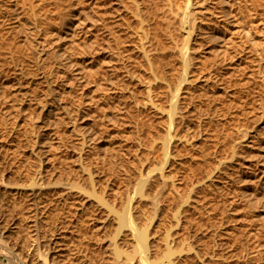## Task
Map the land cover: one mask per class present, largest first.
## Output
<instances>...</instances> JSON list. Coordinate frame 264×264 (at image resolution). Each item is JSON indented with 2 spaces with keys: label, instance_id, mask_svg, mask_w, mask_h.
I'll return each mask as SVG.
<instances>
[{
  "label": "rangeland",
  "instance_id": "rangeland-1",
  "mask_svg": "<svg viewBox=\"0 0 264 264\" xmlns=\"http://www.w3.org/2000/svg\"><path fill=\"white\" fill-rule=\"evenodd\" d=\"M232 1L194 0L192 6L193 9L200 10L198 15L202 20L195 41L200 44L197 55L199 67L196 69L198 77L193 78V85L188 91L189 95L187 93L190 98L188 107L191 110L186 114L187 122L181 121L177 124L181 133L187 135L188 140L180 139L175 143L173 150L176 154L175 169L171 174L177 178L182 173L186 174L185 176L193 174L183 178V181H177L181 192L185 194L190 188V179L199 178L198 181L203 179V182L196 184L197 181L196 188L190 192L194 209L190 205L184 206L187 218L191 217L193 221L199 222L197 224V221H194L193 224L192 221L186 234V231L183 232L185 228L177 229L178 236L183 233V236L197 237L236 236L237 233L248 229L250 225L264 226V216H262L264 215V0H235L234 3ZM15 2L16 0H0V37H6L5 41L0 40V91H3V87L7 85L8 95L14 93L10 102L5 98L0 99V177L3 175L5 181H19L20 172L17 169L19 170L21 165L27 163L26 160L35 159L33 150L42 153L44 163L49 168L52 164L56 167L60 166L65 153H69V158L65 159L68 163L65 162L64 165L67 168L71 164L74 166L76 160L73 163L71 161L77 152H81L80 149L84 154L88 150L89 153L87 151L86 154H90L89 157L93 161L95 155L107 157L108 154V158L112 155L114 159L112 157L109 161L107 159L109 166L106 164V167L101 168L102 171L100 169L98 171L102 172V176L105 173V177L107 176L111 181V189L107 195L109 201L121 208L128 195L134 190L141 164L156 161L151 154L149 158L144 154L147 149L145 145L142 146L144 153L142 152L141 159L134 154L138 126L143 125L141 126L143 136H148L152 131L154 139L161 141L167 124L164 111H154L146 105L144 107L143 101L147 97L144 81L151 78L148 70L142 66L145 71H139L133 67L134 65H129L130 68L135 69L132 72L133 76L124 75L122 79L128 87L125 86L124 90L116 89V92L111 91L113 94L119 93L112 99L108 98L103 91L95 89L92 71L101 63V60L100 57L93 59L89 52L91 50L89 44L91 45V38L93 39L89 13L92 0H70L72 4L70 10L75 15L73 17L66 15V19L72 20L73 31L70 32L73 35L70 40L78 42L69 59L75 60V64L79 63L72 68L67 64L62 65L61 68L57 67L54 59L43 60L45 61L43 65L40 64V58L44 59L50 49L52 52L60 40L54 37L49 43V37L44 35V32L34 36L35 30H30V21L20 23L24 15H20L19 6L18 9L13 10ZM53 8L54 5L48 0L44 3L46 12ZM233 8H235L234 11L229 12ZM77 10H83L87 15L89 13V16ZM46 16L47 20L48 17L54 20L52 15ZM97 40L100 44H104L106 41L104 33L97 32ZM60 44V49L62 46V49L66 50L67 44L63 42V39ZM11 52L15 56L19 54V57L11 61L6 55V53L12 54ZM43 71L46 76H42ZM85 71L88 72L87 76ZM17 72L20 74L15 75ZM66 74L69 78H63ZM140 78L144 81L138 80ZM9 80L11 83L8 85ZM100 82L105 81L101 79ZM48 86L55 90H47ZM158 90L155 93L161 94L157 98L160 104L165 106L167 88L160 85ZM57 92L60 94L58 97L62 103L61 106H70L69 109H72V114L77 118L76 128L82 129L86 135L88 134V138L90 136L89 145H87L88 142L84 146L80 144L81 132L77 129L73 130V123L67 119V115L65 116L60 103L57 99L52 100L55 96L57 98ZM36 97L40 101L45 100L47 105L54 108L53 112H45L43 119L38 117L41 112L37 108L39 106L35 105ZM69 103H72V106ZM110 104L115 107L111 108ZM102 113H107L111 118L102 117ZM62 116H65V119L59 122L57 118ZM52 119L55 121L53 122ZM92 146L95 148L92 149ZM86 147H90L91 150ZM92 159H90L91 162H93ZM215 165L219 168L212 170V178L207 177L210 166ZM57 176L58 173L55 177ZM85 185L88 186V184ZM9 186L12 191L16 190L14 186ZM3 191L4 188L0 187V197L4 196ZM254 197L261 201L255 202V205L249 208L247 203L249 199H255ZM84 202L87 204L85 217L82 216L79 220L74 219L73 223L82 226L85 239L82 237L81 241H84L81 243L77 238H73V241L84 248L86 244L94 243L96 241L94 237L99 236L106 245L110 236L116 232L117 221L114 215L99 211V206L92 203L91 198H84ZM143 202L142 209L150 210V204L147 201ZM172 204L167 203L168 207H164V211L159 213V218L153 219L149 228L150 236H163L166 228L170 225L175 227L172 211L169 209H173V206L175 208V203ZM90 217L93 218V222H85ZM143 217L141 213L139 216L141 225L145 221ZM160 218L162 223L158 222ZM10 222L9 217H6L1 226L6 227L5 237L13 243L16 236L12 232L11 225L8 226ZM69 231L67 230L65 234L70 235ZM262 234L264 235V231ZM50 236L49 238L59 239L62 242L68 240L67 236L62 237L58 233ZM70 236H73V233ZM47 238L45 236V239ZM199 241L196 243L197 247L202 243L203 237H200ZM60 246L61 248H56L64 249L63 245ZM91 246V255H97L95 245ZM1 252L0 263L12 264ZM101 254L107 258L110 254L108 247ZM185 263L187 264V260Z\"/></svg>",
  "mask_w": 264,
  "mask_h": 264
},
{
  "label": "bare ground",
  "instance_id": "bare-ground-1",
  "mask_svg": "<svg viewBox=\"0 0 264 264\" xmlns=\"http://www.w3.org/2000/svg\"><path fill=\"white\" fill-rule=\"evenodd\" d=\"M46 1L20 0L19 2V0H16L13 4V10L18 9V6L20 7L21 11L19 13L24 15L20 23L23 24L26 20L30 21L29 24L32 27V29L30 27V30H35L34 36L38 35L39 32H44V35L49 37V43L55 37L60 41L63 39V42L65 41V44H67L65 45L66 50L62 49V46L60 49L61 44L58 41L56 48L52 52L50 49L44 59L40 58V64L43 65L45 62L43 60L54 59L55 66L61 68L62 65L66 66L67 64L68 67L72 68L79 63L76 61L77 63L75 64V60L69 59L70 55L74 53L72 50L78 44V42H74L75 40H70L73 35L71 34L73 31L72 20L70 18L66 19V15H71L72 17L75 15L70 10L72 4L70 0H48L54 5V8L46 12L44 10ZM232 2L234 3L235 0ZM193 5L194 0H92L91 8L89 7L91 12L87 11L90 13V30H92L93 35V39L91 38L92 42L90 41L91 45L89 44L91 48L89 52L92 56H89L93 59L100 57L101 60V63L96 65L92 71L95 89L103 91L105 95H108V98L111 97L112 99L119 93L113 94L111 91L124 90L126 86L124 84L125 80H122L124 75L126 77L133 76L132 72L135 69L145 71L142 66L148 70L151 76L150 80L138 79L141 82L144 81V89L147 95L146 100L143 101L144 107L146 105L153 108L154 111H164L167 124L165 125V132L160 139L161 141L154 139L152 131L149 132V135L147 134L148 136H143L141 127L143 125L138 126L135 149L133 150H135L134 154L141 159L142 146L145 145L147 149L143 153L148 158L151 154V157L156 161L150 164H141V169L138 172L139 178L132 194H129L122 207L118 208L107 197L111 189V181L107 176L105 177V173L103 175L105 178H103L102 172L98 171L106 167L107 159L109 161L112 155H110V158H108V154L107 157H103L100 154L99 157L95 155L93 161L89 157L90 154H86L88 150L84 154L82 149H80L79 151L81 152H77L71 161L73 163L76 160L74 166L71 164L67 168L64 164L68 163V160L65 161V159L69 158V153L66 154L64 150L65 154L60 166L56 167L55 164H52L49 168L44 163V158L41 156L42 153L33 150L35 159L26 160L28 162L21 165L19 170L17 169L20 172L19 181H5L3 175L0 177V187L4 188V193L2 194L4 196L0 197V238L2 248L0 251L4 253L10 263L186 264L185 260H187V264H264V235L262 234L264 226L250 225L248 229L242 233H237L236 236L197 237L183 236L184 233L177 235V229L182 228L183 230L185 228L183 230L185 232L190 224H194L195 220L193 221V218H187L184 206L190 205L194 209L195 206L191 202L190 192L196 188L195 183L199 179L197 177L195 180H191L190 178L192 177L189 178L190 188L188 193L185 194L181 192L180 184L177 181H183V178L193 174L185 176L186 174L183 175L182 173L178 178L171 174L175 169L174 162L176 161V154L173 152L174 145L180 139L188 140L187 135L181 133L177 124L181 121L183 123L187 122L186 114L191 112L188 107V99L190 98L187 93L189 95L188 91L193 85V78L198 77L196 69L199 67L197 55L200 44L195 43V41L202 25V20L198 15L200 10L193 9ZM234 9L229 10V12L234 11ZM81 12L85 11L82 10ZM46 13L49 16L52 15L54 20H51L50 17L47 20ZM89 13L88 15L86 13V15L89 16ZM82 16L84 15L82 14ZM99 30L104 33L106 40L104 44H100L97 40V32H100ZM5 38V36H2L0 40L3 42ZM24 38L27 40L25 36ZM6 55L11 61L19 57V54L15 56L13 53H6ZM132 59L133 61H131ZM129 65H134L135 69L130 68ZM18 74L20 73H15V75ZM62 74H64L63 71ZM85 74L87 76L88 72L85 71ZM134 75L136 76V74ZM42 76H46L44 71ZM14 78L16 79V77ZM63 78H69L68 74ZM101 79L106 83L100 82ZM10 83L11 81L9 80L8 85ZM160 85H164V88H167L165 106L160 104L157 98L161 93L159 92V95L155 93L160 88ZM6 86L3 87V91H0V99L5 98L10 102L14 93L8 95L9 92L7 93ZM117 86L120 87L118 88ZM157 87L159 88L157 89ZM47 90L52 91L55 89L48 86ZM56 95L57 98L55 96L52 100L57 99L58 103H60L59 92ZM35 105L39 106L37 108L40 109L39 112L41 113L38 117H42V119L45 117V112H53L54 109L49 104L47 105L45 100L40 101L37 97L35 98ZM61 105L62 103H60V108L62 107L64 110L65 116L67 115V119L73 123V130L77 129L75 125L77 118L72 114V109H69L70 106ZM110 106L111 108L115 107L111 104ZM102 114V117H109L107 113ZM65 116L57 119L62 122ZM52 121L54 122L55 120L52 119ZM32 128L34 127L32 126ZM77 131L81 132L80 144L84 146L88 142L87 145H89L90 136L88 138V134L86 135L82 129H77ZM91 138L93 140V136ZM86 148L89 149L88 147ZM83 150L86 149L83 148ZM107 166L109 165L107 164ZM216 168L218 169L219 167L217 165L214 167L210 166L207 171V175L209 174L207 177H211L212 170L215 171ZM2 172L4 173L3 170ZM190 172L192 173V169H190ZM57 173L58 176L55 177ZM200 181L196 184H201L203 179ZM85 184H88V186ZM9 185L14 186L16 190L12 191V189H9ZM84 198H91L92 203L99 206V211L112 213L117 221L116 232L113 236H110L106 245H104L99 236H92L96 241L86 244L85 247L83 242L82 246L84 248L73 241V238L79 239V243L84 241H81V238L85 236L82 226L73 223L74 219L79 220L82 216L85 217L84 214L87 213L85 211L87 204L84 202ZM254 198L249 199L247 203L249 208L254 206L255 202L261 201L257 197ZM3 199L5 200L3 201ZM143 201H147L150 204V210L144 211L142 209ZM167 203H175V208L174 206L173 209L169 208L172 211L175 227L170 225V227L166 228L163 236H150L149 228L153 219L159 218V213L164 211V207H168ZM137 213L139 214L137 215ZM141 213L145 219L142 225L139 223ZM262 216L264 215L262 214ZM6 217L11 220L8 226L11 225L12 232L16 236L13 243L5 237L6 227L1 226ZM12 219L17 220V222L12 221ZM161 221L160 218L158 222L162 223ZM85 222L92 223L93 218H87ZM198 222L196 223L198 224ZM200 225L202 227V224ZM174 229L175 233H173ZM67 230H70L69 233L70 235L73 233V236L65 234ZM54 233H58L62 237L67 236L68 240L62 242L59 239L49 238ZM45 236L48 238L45 239ZM200 237H203V241H201L202 243L199 244L198 248L196 243L200 242ZM90 238L87 239L90 240ZM94 238L92 239L94 240ZM87 239L86 241L88 242ZM92 244L95 245V250L97 249L98 252L94 256L91 255ZM60 245H63L64 249L59 250V248H56H61ZM106 247H108L110 253L107 258L101 254Z\"/></svg>",
  "mask_w": 264,
  "mask_h": 264
}]
</instances>
